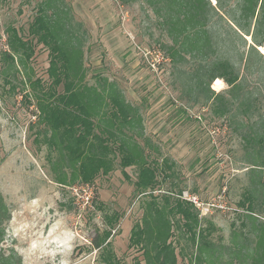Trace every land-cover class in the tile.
Instances as JSON below:
<instances>
[{"label":"rangeland","instance_id":"obj_1","mask_svg":"<svg viewBox=\"0 0 264 264\" xmlns=\"http://www.w3.org/2000/svg\"><path fill=\"white\" fill-rule=\"evenodd\" d=\"M59 1L85 32V82L96 85L102 79L118 88L125 101L139 110L142 136L138 143L145 145L149 159L174 164L171 179L163 181L158 173L160 190L153 194L162 195L176 185L208 208L206 216L198 218L203 228L210 227L207 241L213 259L200 264H237L233 251L243 243L253 246V227L238 202L247 194L264 202V171L248 164L239 138L240 117L216 115L202 97L195 99V83L205 81L201 65L170 61L162 48L170 41L142 2L125 6L118 0ZM40 2L0 0V195L10 215L2 225L0 252L7 256L13 251L21 264H104L90 242L106 229L103 214L117 213L121 218L108 239L111 250L123 263L144 264L139 249L128 246L130 231L149 201L133 186L136 168L125 169L127 180L117 159L115 170L97 177L93 184L75 182L62 187L54 182L49 149L34 142L39 126L34 125L35 109L26 79L48 81L47 51L35 46L29 60L14 56L13 66L3 55L6 28L14 27L26 38ZM246 39L244 46L237 41L238 54L248 50L251 39ZM257 50L264 56V48ZM220 54L231 57L248 87H255L257 74L249 76L254 70L245 71L224 45ZM210 88L216 93L227 90L225 84L219 90ZM258 178L263 184L257 183ZM257 222L264 226V214H259ZM171 241L177 264H195L191 257L196 249L187 238L175 230Z\"/></svg>","mask_w":264,"mask_h":264},{"label":"trees","instance_id":"obj_2","mask_svg":"<svg viewBox=\"0 0 264 264\" xmlns=\"http://www.w3.org/2000/svg\"><path fill=\"white\" fill-rule=\"evenodd\" d=\"M118 1L125 6L142 2L152 11L157 28L170 41L162 48L174 65L190 61L201 65L205 81L198 79L195 83V99L202 97L205 106L210 104L216 115L231 113L240 117L239 138L248 164L253 170L264 171V56L257 50L264 48V0H213L214 4L212 0ZM57 2L60 1L41 0L26 38L14 27L6 28L7 52L3 55L6 63L13 66L14 56L29 60L35 46L47 51L48 81L29 77L26 80L35 109L34 125L39 126L34 142L49 149L54 182L62 187L75 182L91 185L97 177L112 173L117 159L123 177L130 180L125 169L135 167V191L149 201L142 208L140 221L130 231L129 248L139 249L144 264H177L171 241L177 230L196 249L191 261L195 264L207 258L211 261L213 255L207 241L210 227L203 228L198 212L178 198L181 190L172 185L162 195L153 194L160 190L158 173L163 181L171 179L174 164L149 159L145 145L138 143L142 136L139 110L125 101L118 88L99 77L96 85L85 82L82 65L85 32L64 5ZM248 37L251 39L248 50L238 54L237 41L244 46ZM223 45L235 53V62L245 71L254 70L249 76L257 74L254 88L248 87L246 77L239 73L231 57L221 56ZM223 83L226 92L216 93L210 88L212 85L219 90ZM257 183L263 184L260 178ZM254 205L262 208L253 209ZM238 206L253 227L250 240L253 246L243 243L234 250V261L264 264V226L257 222L259 214H264V202L247 194ZM9 217L0 195V242L4 238L2 225ZM120 218L117 213L103 214L106 229L91 239L90 246L99 251L104 264H126L117 259L108 242ZM0 264H21V261L13 251L7 256L0 252Z\"/></svg>","mask_w":264,"mask_h":264},{"label":"built area","instance_id":"obj_3","mask_svg":"<svg viewBox=\"0 0 264 264\" xmlns=\"http://www.w3.org/2000/svg\"><path fill=\"white\" fill-rule=\"evenodd\" d=\"M178 198L190 204L198 212L199 217H204L208 213V208L205 207V203L200 201L198 197L183 191V193H181Z\"/></svg>","mask_w":264,"mask_h":264}]
</instances>
